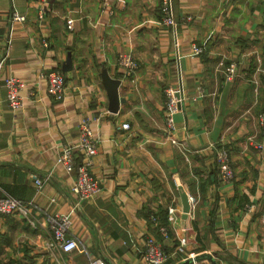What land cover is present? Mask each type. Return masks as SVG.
I'll return each mask as SVG.
<instances>
[{"label":"crops","instance_id":"1","mask_svg":"<svg viewBox=\"0 0 264 264\" xmlns=\"http://www.w3.org/2000/svg\"><path fill=\"white\" fill-rule=\"evenodd\" d=\"M37 6L0 0V196L32 203L28 218L0 215V264H146L148 236L168 251L164 264H264V0H172L174 27L161 24L158 0H48L41 18ZM12 10L25 20L10 23ZM193 43L202 53L193 54ZM121 53L137 62L129 77L117 65ZM230 61L237 73L227 80ZM54 69L65 76L61 101L46 94L43 74ZM10 75L23 81L18 111L6 104ZM103 75L120 81L115 113ZM168 86L183 97L171 133ZM84 121L97 141L91 172L100 191L76 201L74 175L56 159ZM222 148L229 182L215 160ZM47 174L37 191L34 177ZM182 192L195 199L186 216ZM45 212L67 215L87 254L48 249ZM153 217L167 225L165 238Z\"/></svg>","mask_w":264,"mask_h":264},{"label":"built area","instance_id":"2","mask_svg":"<svg viewBox=\"0 0 264 264\" xmlns=\"http://www.w3.org/2000/svg\"><path fill=\"white\" fill-rule=\"evenodd\" d=\"M158 1L161 11V24L167 27H174L176 21L171 6L172 0ZM105 2H102L103 6H105ZM36 3H38V17L41 18L44 15L48 0H36ZM7 17L10 23L23 22L25 20V16L15 10L10 11ZM72 25L73 20L67 19V28L71 29ZM42 45L47 46V42L44 39L42 40ZM192 52L193 54H200L202 53V48L197 44H192ZM117 65L122 68L124 74L128 77L133 75L138 67L136 60L130 53H121L117 58ZM236 69V63L233 61H230L224 66V73L227 80L235 78L237 73ZM43 79L46 82V94L56 101L63 100L66 92L64 73L58 69L50 70L43 74ZM3 84L6 89L7 106L13 111H18L22 107L20 92L23 88V81L10 75L4 78ZM164 92L166 97L164 121L167 131L171 133L175 130L174 114L180 110L183 97L175 87L168 86L164 89ZM257 121L260 132L264 135V110L257 115ZM128 128V123H122L120 125V129ZM168 138H170L171 143H178L172 134ZM96 142L89 123L84 121L79 125V135L76 143L74 145H63L56 159V163L60 164L67 173L74 175L70 187V194L76 201L90 199L100 191L99 181L91 172L93 156L97 151ZM256 146L260 148V144H256ZM78 158H80L79 161H77ZM215 160L217 162L220 179L224 182H229L233 178V170L230 166L228 151L224 148L220 149L216 153ZM48 180L49 174L42 177L35 176L33 179L35 189L40 191ZM188 201L191 206L194 204L195 199L189 196ZM31 207L32 203L30 201H22L10 195L0 196V215H19L28 218ZM175 211L174 206L168 207L167 215L170 220L173 219ZM43 217L50 232V237L46 242L48 249H56L64 253L77 251L87 254L86 248L74 236L69 234L71 220L67 215L58 212H45ZM151 220L156 223L160 236L165 238L168 232L167 225H158L154 217ZM185 243L186 238L181 237L176 251L183 252ZM168 258V252L164 250L163 245L158 239L151 236L145 238L142 259L146 264H164ZM86 264H106V262L98 257L89 258Z\"/></svg>","mask_w":264,"mask_h":264},{"label":"water","instance_id":"3","mask_svg":"<svg viewBox=\"0 0 264 264\" xmlns=\"http://www.w3.org/2000/svg\"><path fill=\"white\" fill-rule=\"evenodd\" d=\"M69 62V58L67 59ZM71 67H63L62 70L66 71ZM102 82L106 89L107 97H108V110L112 113L117 112L118 106L120 103L124 101V99H120L118 96L117 88L119 86L120 81L118 79H111L107 75L102 76ZM181 204H182V212L183 216H186L190 211V204L188 201V196L185 192L180 194Z\"/></svg>","mask_w":264,"mask_h":264},{"label":"trees","instance_id":"4","mask_svg":"<svg viewBox=\"0 0 264 264\" xmlns=\"http://www.w3.org/2000/svg\"><path fill=\"white\" fill-rule=\"evenodd\" d=\"M79 160H80V158L77 159V161H79ZM158 222H159L158 225H164V223H165V222H160L159 219H158ZM158 240H159V239H158ZM164 250H165V249H164ZM165 251H166V250H165ZM166 252H168V251H166Z\"/></svg>","mask_w":264,"mask_h":264},{"label":"rangeland","instance_id":"5","mask_svg":"<svg viewBox=\"0 0 264 264\" xmlns=\"http://www.w3.org/2000/svg\"><path fill=\"white\" fill-rule=\"evenodd\" d=\"M193 44H195V43H193ZM228 63H229V62H228ZM201 90H202V88L200 87V88H199V91H201ZM216 163H217V162H216Z\"/></svg>","mask_w":264,"mask_h":264}]
</instances>
